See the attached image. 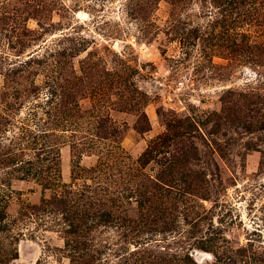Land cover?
I'll use <instances>...</instances> for the list:
<instances>
[{"label":"rangeland","instance_id":"1","mask_svg":"<svg viewBox=\"0 0 264 264\" xmlns=\"http://www.w3.org/2000/svg\"><path fill=\"white\" fill-rule=\"evenodd\" d=\"M0 264H264V0H0Z\"/></svg>","mask_w":264,"mask_h":264},{"label":"trees","instance_id":"2","mask_svg":"<svg viewBox=\"0 0 264 264\" xmlns=\"http://www.w3.org/2000/svg\"><path fill=\"white\" fill-rule=\"evenodd\" d=\"M5 221V215H3V212L0 211V226L2 225V223Z\"/></svg>","mask_w":264,"mask_h":264}]
</instances>
